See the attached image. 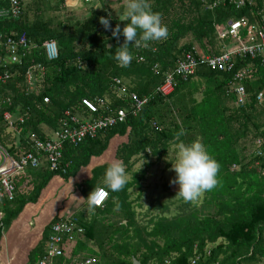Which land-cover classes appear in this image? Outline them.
<instances>
[{
    "label": "trees",
    "instance_id": "trees-1",
    "mask_svg": "<svg viewBox=\"0 0 264 264\" xmlns=\"http://www.w3.org/2000/svg\"><path fill=\"white\" fill-rule=\"evenodd\" d=\"M217 1L212 8L211 4ZM229 1L149 0L152 10L159 12L162 23L167 25L168 37L149 42L148 48L129 42L134 58L130 66L123 67L113 55L123 45L124 36L121 34L117 40L99 20L111 17V28L119 24L122 33L128 23L120 20L124 4L113 11L108 0L90 4L82 1L88 5L80 19L59 7L45 10V0H35L33 8L20 0L21 11L12 17L9 0H0L2 41L24 33L31 48L26 56L20 55L18 63L3 60L5 53L0 49V58L9 72L7 81L0 82V147L15 157L21 151H30L28 137L33 134L41 140L49 138V133L58 129L66 108L87 115L82 99L99 104L102 116L116 117L119 110L125 113L123 122L95 139H87L77 147L65 143L57 170H50V164L43 160L39 167L25 168L13 178V199H0V243L11 223L26 205L38 201L51 179L60 177L66 182L75 178L91 158L100 157L107 150L111 139L125 137L115 150L116 160L124 162L126 173L137 160H144V167L139 173H132L119 192H112L105 185L108 165L93 169L90 178L78 184L81 199L77 203L81 207L71 215L76 218L74 238L63 242V255L52 263L75 264V260L91 259L90 264H163L165 260L189 264L198 257V264H261L264 108L255 101V96L264 90L261 59H236L235 68L250 65L253 69L251 78L243 83L246 101L242 107L235 104L231 75L213 71L205 64H198L193 75L175 76L174 90L168 97L157 91L165 75L174 71L176 62L186 54L201 58L231 47L234 39L218 38L229 20L246 18L264 32V0H251L252 4L246 2L239 9ZM245 34V30H239L241 37ZM50 40L55 41L58 50L53 60L48 59L42 46ZM27 70L34 75L29 83ZM115 78L140 98L150 97L139 112H134L132 102L118 93ZM45 98L48 102H44ZM5 111L15 117L12 127L3 119ZM19 117H23V122ZM181 130V141L190 144L199 139L220 164L217 186L192 202L178 196L179 189L169 192L170 178L163 175L166 182L161 188L141 184L150 177L148 170L164 161L162 172L170 174L171 180L176 179L172 164L177 159L175 136ZM249 136L252 141L246 153V145L241 143ZM257 139L262 141L260 148ZM257 149L261 156L256 154ZM96 187L105 188L109 194L102 206L92 208L83 199ZM132 189L137 191L135 201H130ZM143 200L148 206L140 214L136 209L141 208ZM67 217L57 214L51 219L25 264H37L43 259L51 226ZM79 228L82 232L77 234Z\"/></svg>",
    "mask_w": 264,
    "mask_h": 264
},
{
    "label": "built area",
    "instance_id": "built-area-1",
    "mask_svg": "<svg viewBox=\"0 0 264 264\" xmlns=\"http://www.w3.org/2000/svg\"><path fill=\"white\" fill-rule=\"evenodd\" d=\"M82 1L84 3H90L95 0ZM9 2L11 16L17 17L21 11L20 0H9ZM229 2L232 3L235 8L239 9L244 7L246 2L252 4L253 1L230 0ZM218 3L219 1L212 3L211 7L213 8ZM242 29L246 32L244 38L239 35V30ZM220 36L223 37L222 39H234L235 43L218 55H206L205 57L198 58L195 55L186 54L183 59L176 62L174 71L165 75L163 83L157 89L158 93L164 97H168L174 90L175 76L193 75L196 72L198 64H205L206 67L213 71L231 75L232 91L236 97L235 104L237 107H242L246 101V93L243 83L245 79L251 78L253 75V69L250 65L235 68L236 59L249 57L250 60H255L256 58H260L261 66L264 68V32L257 24L249 23L246 18H239L229 20ZM1 38L2 36L0 34V49L3 48L5 53V57L2 59H6L9 63L20 62V55L24 57L31 50L24 33L18 35L16 38L10 36L4 41H2ZM42 46L44 47L49 60L57 58L58 50L55 41H45ZM34 48L36 47L34 46L32 49ZM2 59L0 58V68L4 72L0 73V82L4 83L9 78V72ZM35 67L38 68V66ZM39 69L42 70L40 67ZM26 77L28 83L34 79V75L30 70H27ZM184 80H186V77H184ZM114 84L117 87L118 93L127 97L132 102L134 112L136 113L139 112L142 106L147 104L150 100V97L148 96L140 98L134 92L129 91V88L125 83L123 84V82L117 78L114 79ZM255 101L259 106L264 108V90L260 91L255 96ZM44 102H48V99L45 98ZM81 103L84 106V109L88 111L87 115L66 108L59 119L58 129L53 131L49 138L41 140L33 134L28 137L30 151H21L18 156L15 157L6 149L0 147V199L7 201L13 199V193L15 190L13 178L25 168H37L44 160L47 164H50V170H57L65 143L77 147L87 139H95L100 133L115 126L117 123L123 122L125 118V113L122 110L117 111L116 117H113V115L102 116L99 112V104L96 105L88 99H82ZM95 113H97V115H95ZM2 115L8 126L12 127L15 117L7 111ZM17 119L20 122H23V117ZM261 143L262 141L260 139L256 140L258 148H260L259 146ZM256 154L259 156L262 155L260 149H257ZM261 174L264 176V169L261 170ZM107 198L108 196L103 200L100 206L103 205ZM1 217L2 213L0 212V219ZM75 221V218L70 217L64 222H56L51 226V236L44 248L45 256L37 264H54L52 262L55 258L63 255L61 246L65 240L68 242L73 241ZM76 232L77 234H80L82 229L79 228ZM198 260V257H195L191 259L189 264H198ZM74 262L75 264H90L92 260H75ZM163 264L172 263L170 260H165ZM261 264H264V259Z\"/></svg>",
    "mask_w": 264,
    "mask_h": 264
},
{
    "label": "clouds",
    "instance_id": "clouds-1",
    "mask_svg": "<svg viewBox=\"0 0 264 264\" xmlns=\"http://www.w3.org/2000/svg\"><path fill=\"white\" fill-rule=\"evenodd\" d=\"M124 5L125 10L120 20L128 23L123 27L122 33L119 24L114 29L111 28V17L108 19L101 17L99 23L106 30H110L117 40L121 34L124 36L123 45L116 49L113 56L121 66L128 67L134 58L129 50V42H134L133 45L138 47L148 48L149 42L167 39L168 28L162 23L161 14L152 10L149 0H124ZM183 135L184 132L181 130L175 136V140L178 141L175 144L177 159L175 164H172V171L176 173V179L170 183L179 185L178 196L186 202H192L202 193L217 186L220 164L208 153L199 139L185 144L180 140ZM104 182L107 189L112 192L124 189L127 184V173L122 160H115L107 167ZM108 194L105 188L96 187L88 198L83 200H87L89 206L94 208L100 206Z\"/></svg>",
    "mask_w": 264,
    "mask_h": 264
},
{
    "label": "crops",
    "instance_id": "crops-1",
    "mask_svg": "<svg viewBox=\"0 0 264 264\" xmlns=\"http://www.w3.org/2000/svg\"><path fill=\"white\" fill-rule=\"evenodd\" d=\"M72 5H75V7ZM49 6L59 7L60 10H70L69 8L71 7L72 11H74L82 8L84 5L83 2L80 4L77 0H45L43 8L49 10ZM45 15L48 18L49 14L47 12ZM262 22L264 25V15ZM119 138L121 137L111 139L107 150L100 157L91 158L88 166L82 168L75 178L66 182L60 177L51 179L41 191L38 201L23 208L19 216L11 223L7 232L4 233L0 243V264H25L28 253L40 240L44 227L48 225L51 219L57 214L59 217L61 215H67L69 218L72 217L73 211L81 207L80 202L77 203L81 199V193L77 189L78 184L89 179L93 169L99 166H109L116 160L115 150L123 142ZM58 194L61 195L59 198H57ZM59 200H64L63 204L71 200V205H66L63 208L64 210H60L62 212L55 214V210L59 206ZM34 221L37 227L35 231H32L31 228L35 225Z\"/></svg>",
    "mask_w": 264,
    "mask_h": 264
},
{
    "label": "rangeland",
    "instance_id": "rangeland-1",
    "mask_svg": "<svg viewBox=\"0 0 264 264\" xmlns=\"http://www.w3.org/2000/svg\"><path fill=\"white\" fill-rule=\"evenodd\" d=\"M24 1V4H30L31 5V7L33 8V3H35V0H23ZM78 2H80V4L82 3V0H77ZM109 2H110V8L113 10V11H115V10H117L118 8H119V5H120V3L121 4H124V0H108ZM88 4H90V3H88ZM88 4H84L83 3V7L82 8H80V9H78V10H74V11H72L73 9L70 7L69 9L70 10H67V11H69V12H73L74 13V15H75V17L76 18H80V19H82L83 18V16H84V14L86 13V11H87V8H86V5H88ZM73 7H75V5H72ZM124 7H125V5H124ZM221 35V33H218V38L219 39H222L223 37L222 36H220ZM124 83V82H123ZM51 136V134L49 133V135H48V137H50ZM120 140H122V141H125L126 140V138L125 137H122V138H119ZM252 141V138L249 136L247 139H245V140H243L242 141V143L241 144H244V146L246 145V153L250 150V142ZM167 160H170V156H168L167 157ZM144 163H145V161L144 160H137L136 162H135V164H134V166H133V168H132V170L129 172H127V179H131V175H132V173H139V171L144 167ZM165 161H164V164L163 163H161V164H156L155 165V167H152L151 169H149L148 171L150 172L149 174H151L150 175V177L148 178V180H147V182H145V181H142L141 182V184L143 185V186H147V185H153V184H156L157 185V187H159V188H161L162 187V185L166 182L165 181V178L166 179H168V178H170V180H168V183H169V192L171 191H176V190H178L179 189V185L178 184H172V183H170V181H172L171 180V177H170V174H168L167 172H162V169H164V166H165ZM161 175H163V176H165V178L164 179H162L161 178ZM173 175V174H172ZM174 176V175H173ZM148 177V176H147ZM174 178V177H173ZM172 178V179H173ZM147 184V185H146ZM58 190V189H57ZM61 195L60 194H58V197L57 198H59ZM137 198V191L135 190V189H132V190H130V201L132 200V201H135V199ZM63 201L64 200H59V206L56 208V210H55V214L56 213H60V212H62V211H60V210H64L63 208L66 206V205H71L70 204V202H71V200H69V202H67V203H64L63 204ZM141 204H142V206H141V208H137L136 209V211L137 212H140V214H142V213H144L146 210H147V206H148V204L146 203V201L145 200H143L142 202H141ZM59 211V212H58ZM34 227H32L31 228V230L32 231H35V228L37 227V224H36V222L34 221ZM6 233V232H5ZM30 238V237H29ZM90 245H92V244H90ZM94 248V247H93Z\"/></svg>",
    "mask_w": 264,
    "mask_h": 264
},
{
    "label": "water",
    "instance_id": "water-1",
    "mask_svg": "<svg viewBox=\"0 0 264 264\" xmlns=\"http://www.w3.org/2000/svg\"><path fill=\"white\" fill-rule=\"evenodd\" d=\"M134 264H138L136 261H134Z\"/></svg>",
    "mask_w": 264,
    "mask_h": 264
}]
</instances>
